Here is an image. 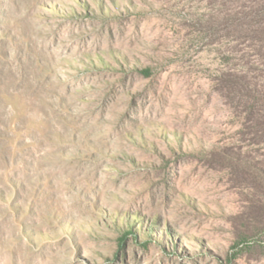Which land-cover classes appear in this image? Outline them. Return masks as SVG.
Masks as SVG:
<instances>
[{
  "label": "rangeland",
  "instance_id": "1",
  "mask_svg": "<svg viewBox=\"0 0 264 264\" xmlns=\"http://www.w3.org/2000/svg\"><path fill=\"white\" fill-rule=\"evenodd\" d=\"M0 264H264V0H0Z\"/></svg>",
  "mask_w": 264,
  "mask_h": 264
}]
</instances>
